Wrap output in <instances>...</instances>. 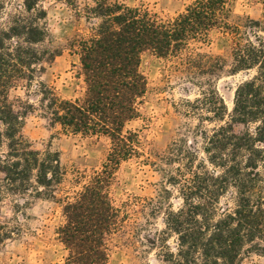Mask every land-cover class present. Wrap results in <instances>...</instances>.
Masks as SVG:
<instances>
[{
    "label": "trees",
    "instance_id": "obj_1",
    "mask_svg": "<svg viewBox=\"0 0 264 264\" xmlns=\"http://www.w3.org/2000/svg\"><path fill=\"white\" fill-rule=\"evenodd\" d=\"M40 1L24 0L26 14L13 16L7 28L0 25V148L5 146L0 150V201L4 194L51 197L66 175L57 152L35 150L23 137L27 112L17 111L8 99L11 87L18 80H32L33 66L44 58L35 47L48 36L40 23L46 18ZM231 1L195 0L168 19L118 1L93 0V6L85 7V18L99 23L90 35L77 36L70 44L80 58L83 96L68 100L47 87L42 91L52 126L110 141L102 167L72 199L63 201L64 222L57 234L68 250L65 264H108L106 240L120 222L109 187L122 162L145 157L138 134L127 130L139 116L147 89L140 70L145 52L173 59L179 71L195 80L200 97L191 108L200 112L196 134L204 140L206 156L200 159L191 146L173 143L163 158L177 163L167 181L183 200L178 210L166 213L165 230L153 243H158L163 263L243 264V254L264 250V21L232 24ZM3 8L0 0V12ZM214 30L232 38L233 71L256 73L237 86L229 121L211 79L223 69V60L201 49ZM205 121L217 125L207 132ZM235 124L247 128L237 134ZM229 193L232 207L221 209L220 201ZM173 236L174 252L166 245ZM10 238L8 226L0 222V243Z\"/></svg>",
    "mask_w": 264,
    "mask_h": 264
},
{
    "label": "rangeland",
    "instance_id": "obj_2",
    "mask_svg": "<svg viewBox=\"0 0 264 264\" xmlns=\"http://www.w3.org/2000/svg\"><path fill=\"white\" fill-rule=\"evenodd\" d=\"M23 1L2 0V27L10 26L13 16L26 14ZM109 1L144 8L161 19H168L195 0ZM87 5L93 6V0L38 3V8L46 13L40 23L47 27L48 36L35 47L44 52V58L33 66L32 80H18L8 92L14 108L27 112L21 130L23 137L35 150L57 152L66 175L51 197L3 195L0 222L8 226L11 238L0 243V264H65L68 250L57 234L64 222L63 201L66 197L72 199L81 190L93 171L102 167L109 152L110 141L106 137L69 134L58 125L52 126L42 95L47 87L63 99L76 100L83 96L85 84L80 75V58L70 44L77 36L90 35L99 23L98 19L85 18ZM229 9L232 24L247 19L264 21V0H232ZM233 46L231 36L220 30L212 31L208 43L201 46L203 52L223 60V69L215 71L211 79L227 108L225 121L230 120L237 86L256 74L233 71ZM140 70L147 89L138 104L139 116L127 125V130L138 134L141 151L148 161L145 162V157L124 161L112 179L109 197L120 212V222L106 240L108 264H164L158 243H153L165 230L166 213L178 210L183 200L178 188L167 181L168 173L177 163L167 164L163 158L169 155L173 143L191 146L200 159L206 157L202 152L204 140L196 134L200 112L191 108L200 97L195 80L188 78L185 71H179L173 59L151 52L142 54ZM216 125L205 121L203 128L210 132ZM254 127L248 128L253 131ZM246 128L241 124L233 126L237 134ZM0 150H5V146ZM219 207H232L230 193L221 199ZM166 245L174 252L175 237L169 238ZM242 263L264 264V250L251 249L243 254Z\"/></svg>",
    "mask_w": 264,
    "mask_h": 264
}]
</instances>
